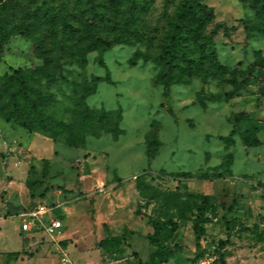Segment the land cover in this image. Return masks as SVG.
<instances>
[{"label": "rangeland", "instance_id": "1", "mask_svg": "<svg viewBox=\"0 0 264 264\" xmlns=\"http://www.w3.org/2000/svg\"><path fill=\"white\" fill-rule=\"evenodd\" d=\"M21 1L23 10L15 5L0 15L9 28L0 83L15 71L33 73L39 105L25 113L30 132L6 121L1 110L9 112V94L0 88V246L7 245L0 247V264H57L60 250L76 264H155L156 223L163 224L160 244L174 248L167 264H264L259 1L195 0L212 11L205 34L213 35L222 74L173 83L167 95L155 63L142 54L159 51L184 0H135L138 14L125 29L124 11L114 17L112 0H97L105 7L104 26L119 25L107 34L125 37L90 51L80 36L64 41L59 27L50 33L34 17L42 0ZM48 1L62 20L60 1ZM68 2L83 11L85 0ZM84 109L108 112L105 127L93 132L83 125ZM39 210L46 220L62 221L55 238L21 231L23 216ZM198 215L205 227L200 256ZM171 222L178 224L174 234ZM20 239L36 245L26 248Z\"/></svg>", "mask_w": 264, "mask_h": 264}, {"label": "trees", "instance_id": "2", "mask_svg": "<svg viewBox=\"0 0 264 264\" xmlns=\"http://www.w3.org/2000/svg\"><path fill=\"white\" fill-rule=\"evenodd\" d=\"M28 1L33 4L37 2V0ZM59 1L61 4L59 11L62 15L60 18L62 20L58 18V15L52 14V8L48 0H42L41 4L34 9L33 15L38 21L43 20L47 23L48 27L51 28L50 33L54 31L56 26L59 27L64 41L69 34L72 36L78 35L88 51L106 50L112 48L122 37H125L123 34H117L113 37L107 34L110 32L109 27L117 32L119 25L109 26V24H106L104 26L107 18L105 7L97 0H85L84 9L81 12L71 9L68 0ZM258 1L264 10V0ZM15 5L21 7L22 10L25 8V4L21 0H0V15L13 12ZM138 7L135 0H128L127 5H124L121 0H112L110 9L114 17H117L120 11H124L123 15L126 16V21H122L120 25L125 29L134 20L135 15L138 14ZM23 12L24 16L28 15L25 10ZM211 17L212 11L206 9L204 5L195 0H184L173 18L171 33L161 42L159 51L155 55L151 53L142 54L146 61H153L158 68L159 81L166 95L173 83H188L194 76H200L202 79L208 80L209 78H218L222 74L213 35L207 36L205 34L207 23ZM74 22L79 24H74ZM8 29L5 24L0 22V49L8 41ZM185 39L189 41V45L184 43ZM36 42L40 47L39 49H41V40ZM39 70L42 74L46 68ZM37 78L31 72L20 70L15 71L0 83V88L9 94L10 110L9 112L5 109L1 110L6 121L24 127L30 132L34 130V127L24 116L26 112L39 105L38 91L36 92L32 85ZM106 80L111 82L108 69H106ZM261 93L264 95V87ZM79 118L83 125H90L91 131L95 132L99 127H105V123L109 119V113L106 111L91 113L84 109L79 114ZM107 130L111 129L108 128ZM234 134L235 131L232 130L229 138L232 139ZM162 225L160 223L153 224L154 240L161 247V258L155 264H167L174 249L160 244L158 235ZM170 225L174 234L178 230V224L171 222ZM193 230L198 249L197 255L200 256L202 253L201 240L205 235L201 215L196 217ZM221 245H223L222 242Z\"/></svg>", "mask_w": 264, "mask_h": 264}, {"label": "built area", "instance_id": "3", "mask_svg": "<svg viewBox=\"0 0 264 264\" xmlns=\"http://www.w3.org/2000/svg\"><path fill=\"white\" fill-rule=\"evenodd\" d=\"M45 212L39 210L26 214L22 218L21 230L25 233L42 232L49 238H55L63 229V223L57 219H47L44 217ZM57 264H76L67 252L60 250Z\"/></svg>", "mask_w": 264, "mask_h": 264}, {"label": "crops", "instance_id": "4", "mask_svg": "<svg viewBox=\"0 0 264 264\" xmlns=\"http://www.w3.org/2000/svg\"><path fill=\"white\" fill-rule=\"evenodd\" d=\"M20 242H21L22 246H24V247L26 246V248H29L31 246L36 245V242H34L33 240H23L22 239ZM0 247L4 249V248L7 247V245H6V243H3ZM46 251H47L46 248H43L42 250H40V252L38 254V256H39L40 259H42L43 255H45ZM57 262H58V260H57Z\"/></svg>", "mask_w": 264, "mask_h": 264}]
</instances>
